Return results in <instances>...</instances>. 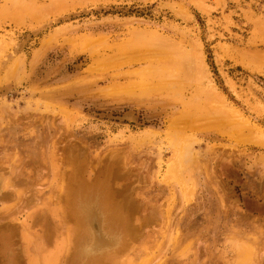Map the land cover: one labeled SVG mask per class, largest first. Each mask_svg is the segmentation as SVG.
I'll return each instance as SVG.
<instances>
[{"label": "rangeland", "instance_id": "obj_1", "mask_svg": "<svg viewBox=\"0 0 264 264\" xmlns=\"http://www.w3.org/2000/svg\"><path fill=\"white\" fill-rule=\"evenodd\" d=\"M263 2L0 0V264H264Z\"/></svg>", "mask_w": 264, "mask_h": 264}, {"label": "bare ground", "instance_id": "obj_2", "mask_svg": "<svg viewBox=\"0 0 264 264\" xmlns=\"http://www.w3.org/2000/svg\"><path fill=\"white\" fill-rule=\"evenodd\" d=\"M137 58V57H136ZM133 59V58H132ZM131 59V60H132ZM135 59H133L132 61H127L128 62V64L129 63H132V62H135L134 61ZM169 62V61H168ZM126 64V63H125ZM169 68V67H168ZM165 72V71H164ZM166 74V73H165ZM194 110V109H193ZM196 111V110H195ZM191 112V111H190ZM188 113V114H186V116L187 117H192V115H193V120L195 119V115L194 114H196L195 112H191V113ZM199 114V113H198ZM202 114V113H201ZM189 115V116H188ZM197 115V114H196ZM183 115H181V119L182 120H184V122L187 120V119H185V118H187V117H185V114H184V116L183 117H185V118H183L182 117ZM197 116H199V115H197ZM191 117H190V121L189 122H191ZM196 118H198V117H196ZM188 120H189V118H188ZM187 120V121H188ZM186 121V122H187ZM183 122V121H182ZM186 122L184 123V126H185V124H186ZM185 128V127H184ZM187 129V128H186ZM193 129H195V128H193ZM176 131V130H175ZM177 132V131H176ZM181 132V131H180ZM179 133V132H178ZM175 134V133H174ZM178 136H179V134H178ZM175 137V136H174ZM181 137V136H180ZM148 139V138H147ZM178 139H181V138H178ZM149 140V139H148ZM174 141V140H173ZM180 141V140H179ZM184 141V140H183ZM183 141H182V143H183ZM181 142V141H180ZM187 142V141H186ZM185 142V143H186ZM179 144V143H178ZM190 145V144H189ZM182 146V145H181ZM178 147V146H177ZM186 147V146H185ZM179 148V147H178ZM187 149H188V147H187ZM190 149V148H189ZM188 149V150H189ZM182 150H183V147H182ZM184 150H186V149H184ZM179 154V153H178ZM186 155V154H185ZM182 155H180V157H181ZM182 158H184V157H182ZM177 160H179L178 159V157H177ZM176 160V161H177ZM193 160V159H192ZM190 161V160H189ZM182 162V161H181ZM180 162V163H181ZM187 162V161H186ZM176 164H178L177 162H175ZM179 163V164H180ZM173 165H174V167L176 166L175 164H174V162H173ZM173 165H172V167H173ZM187 165V164H186ZM188 166V165H187ZM173 167V168H174ZM172 171V170H171ZM175 172V171H174ZM178 173V172H177ZM178 176V175H177ZM79 182V181H78ZM82 183H83V181H82ZM77 184V182L75 183V185ZM80 184H81V182H80ZM95 185V184H94ZM102 185V184H101ZM103 185H104V183H103ZM76 186H78V185H76ZM93 186V185H92ZM91 186V187H92ZM80 187H81V185H80ZM96 187V186H95ZM108 187V186H107ZM84 188V187H83ZM74 189V188H73ZM80 188L78 187V190H79ZM98 189V188H97ZM77 190V189H76ZM82 190V189H81ZM80 190V191H81ZM84 190V189H83ZM99 190V189H98ZM73 191H75V190H73ZM72 191V192H73ZM105 191H107V190H105ZM81 192H83V191H81ZM94 192H95V190H94ZM94 192H92V193H94ZM98 192V191H97ZM76 193V192H75ZM106 193V192H105ZM108 193V192H107ZM71 196H73V195H71ZM110 195L109 194H107V196H106V200H104V199H101V200H99L98 198L97 199H92L91 198V196L89 197V198H86L85 200H81L80 201V203H79V213H80V220L83 222V224H84V226L85 227H83V228H85V231H84V233H88L89 234V240H90V242L87 244L88 246H86L85 248H84V246L83 247H80L79 249H78V252H77V254H78V256L80 257V258H84V260H86L85 261V263L86 264H93L94 263V261L93 260H91L90 259V257L92 256V253H94V251L96 250V249H101V248H103V246H105V245H116L117 244V240H119V239H117V238H115L114 237V235H111V236H109L108 235V233L106 232L109 228L110 229H113L119 222H117L118 220H119V218L120 217H122V216H120L119 217V210H120V208L117 206V204H116V207L114 206V204L112 203V202H110V197H109ZM77 197V196H76ZM79 197V196H78ZM109 197V198H108ZM74 198V197H73ZM113 201V200H112ZM71 204H72V202H71ZM113 204V205H112ZM81 208H84V210L82 209V210H80ZM127 217V216H126ZM103 219H104V223H105V220L107 221V223L105 224V226H106V228H107V230H105L104 228H102V221H103ZM122 219V218H121ZM124 219V218H123ZM78 221V220H77ZM125 221V220H124ZM122 222V221H121ZM120 224V223H119ZM82 226V225H81ZM109 227V228H108ZM104 230V231H103ZM109 231V230H108ZM85 234V235H86ZM86 236V237H87ZM85 237V238H86ZM87 237V238H88ZM86 238V239H87ZM88 242V241H87ZM76 243V242H75ZM119 243V242H118ZM119 245V244H118Z\"/></svg>", "mask_w": 264, "mask_h": 264}, {"label": "crops", "instance_id": "obj_3", "mask_svg": "<svg viewBox=\"0 0 264 264\" xmlns=\"http://www.w3.org/2000/svg\"><path fill=\"white\" fill-rule=\"evenodd\" d=\"M263 6H264V2H263V4H262Z\"/></svg>", "mask_w": 264, "mask_h": 264}]
</instances>
